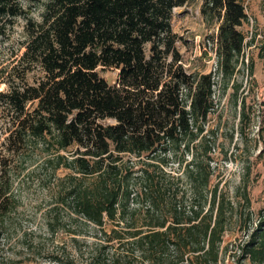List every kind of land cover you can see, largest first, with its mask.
<instances>
[{
  "label": "trees",
  "instance_id": "trees-1",
  "mask_svg": "<svg viewBox=\"0 0 264 264\" xmlns=\"http://www.w3.org/2000/svg\"><path fill=\"white\" fill-rule=\"evenodd\" d=\"M38 1L39 20L30 0H0V40L19 19L24 31L21 55L0 70V113L9 125L0 142V218L12 206L14 161L41 144L42 165L73 171L61 199L71 210L75 253L53 260L217 264L237 212L212 183L216 158L206 124L215 108L213 74L185 68L183 38L173 27L174 9L189 0ZM200 8L217 23L216 69L223 88L232 82L237 103L246 0H201ZM99 68L116 70L115 80ZM248 68L252 74V61ZM240 106L242 131L246 96ZM257 134L264 140V125ZM257 217L238 262L264 264V206Z\"/></svg>",
  "mask_w": 264,
  "mask_h": 264
},
{
  "label": "rangeland",
  "instance_id": "rangeland-1",
  "mask_svg": "<svg viewBox=\"0 0 264 264\" xmlns=\"http://www.w3.org/2000/svg\"><path fill=\"white\" fill-rule=\"evenodd\" d=\"M246 3L248 21L240 27L246 35V44L234 76L235 83L240 85L237 103L232 82L223 88L217 72L212 39L217 23L203 15L201 0H189L176 7L173 17V27L183 38L180 50L185 68L213 74L215 108L206 124L213 131L212 153L216 158L212 183L219 184L235 203L237 212L224 232L217 264H252L249 259L238 262L237 258L248 237L247 231L258 222L257 211L264 206V140L257 134L259 125H264V0H246ZM30 5L29 13L39 20L40 2L30 0ZM22 23V19L17 20L10 38L0 40V70L14 65L24 49ZM250 61L254 65L252 74L248 68ZM98 70L108 81L115 80L116 70ZM38 74V68L30 71L28 80L32 82ZM4 88V82H0V89ZM243 96H246L248 119L241 131ZM8 126L0 113V142ZM44 152L38 144L14 161L10 174L12 206L0 218V260L11 257L21 259L22 264H59L53 260L54 256H74V234L70 233L73 226L67 220L71 210L61 199L63 186L73 171L42 165ZM56 215L59 220L50 228ZM62 217L66 219L60 220ZM90 231V227L84 228L85 233L91 234Z\"/></svg>",
  "mask_w": 264,
  "mask_h": 264
}]
</instances>
